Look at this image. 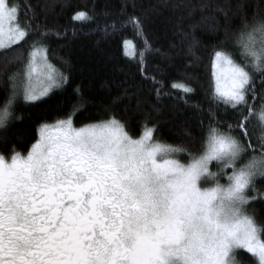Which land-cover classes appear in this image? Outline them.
I'll use <instances>...</instances> for the list:
<instances>
[{
	"label": "snow or ice",
	"instance_id": "6c2138e0",
	"mask_svg": "<svg viewBox=\"0 0 264 264\" xmlns=\"http://www.w3.org/2000/svg\"><path fill=\"white\" fill-rule=\"evenodd\" d=\"M70 7L0 0V126L21 97L43 103L70 83L50 37L70 40L83 30L76 21L95 19L87 31L105 37L130 29L138 44L125 36L122 51L136 71L114 81L95 111L77 85L71 111L39 123L26 155H0V264H264V216L248 206L253 193L264 195V89L256 87L264 85V0L239 13L230 35L232 0H121L100 9L103 23L93 4L59 24ZM197 11L210 28L224 13L225 38L195 36ZM150 25L165 26L166 44L150 38ZM173 72L181 82L165 91ZM165 97L194 110L173 142L153 117ZM73 112L86 122L75 126Z\"/></svg>",
	"mask_w": 264,
	"mask_h": 264
},
{
	"label": "trees",
	"instance_id": "16d2710c",
	"mask_svg": "<svg viewBox=\"0 0 264 264\" xmlns=\"http://www.w3.org/2000/svg\"><path fill=\"white\" fill-rule=\"evenodd\" d=\"M120 2L121 0H71L73 7L68 8L55 19L59 24L64 25L72 15L73 8L88 10L95 4L97 18L103 23V17L99 16L100 9L105 6L110 9L113 6L118 7ZM260 2L261 0H232L233 7L228 11L230 18L229 35L231 29H238L240 24L239 13L244 11L250 15L253 7ZM236 5H239V7H236ZM56 11H59V9H56ZM200 15L201 13L197 11L192 18V22L196 23V27L192 29L195 36L205 41L225 38L224 13H217L218 26L214 28H210L206 23H199ZM21 18L23 19V17ZM75 23L77 27L83 30L70 40L66 37L62 38L54 35L50 37L51 47L56 48L58 56L64 57L66 61L61 70L70 72V83H66L63 89H53L47 98H42L43 103L19 100L14 105L11 118L4 126H0V155H6L10 159L13 148L21 155H26L31 144L38 138L36 128L39 123L45 120L51 122L57 117L66 116L71 111L69 101L75 99L72 91L77 85H80L84 96L90 102L86 107H90L92 111H95L92 105L99 106L101 101L107 102L110 95L109 89H112V91L116 90L113 84L114 81L121 80L125 72L131 74L136 71L135 63L132 62L131 58L126 57L122 51V39L125 36L133 39L130 29H126L115 36L105 37L99 31H87L88 28L96 25L95 19L92 21H76ZM164 31V25L149 26V36L156 44H166V40L163 39ZM68 35L71 36V31H69ZM169 37L174 39L170 33ZM137 44L138 42L133 39V45ZM50 59L58 67H61L62 62L58 58L50 56ZM155 62L152 61V63ZM147 74L149 76L152 75L151 71ZM208 74L210 75V65ZM157 78L159 79L160 77ZM179 82H181L179 75L175 72L171 73L166 78L165 91H168L173 83ZM256 87L264 89V85L259 83H257ZM143 94L152 99L147 84ZM180 95H182V92L179 90L173 91V96ZM199 95L198 92L193 99H197ZM61 99L64 100L62 111L57 108ZM2 100L3 96L0 94V101ZM134 103L135 101L133 100L132 106L128 108V116L132 129L139 134L140 125L137 122L141 119L142 114L133 111ZM161 105L160 113L153 114L154 120L161 121L159 127L167 142L178 140L179 137L174 133L179 131L184 122L188 121L194 110L186 106L181 100L173 99L172 97H165L161 101ZM77 112H82V110L77 109ZM72 115L75 126L79 127L81 123L86 122L78 118L76 112H73ZM96 119H100V117H96ZM191 122L194 124L195 120ZM257 185L260 186V191L264 193V177H257ZM248 206L257 209L259 214L264 216V195H259V197L248 202Z\"/></svg>",
	"mask_w": 264,
	"mask_h": 264
},
{
	"label": "rangeland",
	"instance_id": "374dc122",
	"mask_svg": "<svg viewBox=\"0 0 264 264\" xmlns=\"http://www.w3.org/2000/svg\"><path fill=\"white\" fill-rule=\"evenodd\" d=\"M20 100H21V101H23L22 97H21V99H20ZM213 170H215V169H213ZM226 180H227V177H226V176H224L221 182H225ZM252 195H254V196H255V198L259 197V195H256L255 193H253ZM250 201H251V200H250ZM250 201H249V202H250Z\"/></svg>",
	"mask_w": 264,
	"mask_h": 264
}]
</instances>
